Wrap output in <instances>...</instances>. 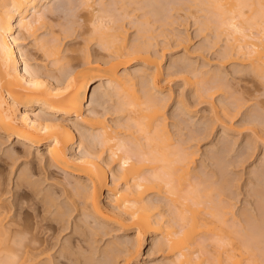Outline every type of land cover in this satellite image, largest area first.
Instances as JSON below:
<instances>
[{
	"label": "bare ground",
	"instance_id": "6f19581e",
	"mask_svg": "<svg viewBox=\"0 0 264 264\" xmlns=\"http://www.w3.org/2000/svg\"><path fill=\"white\" fill-rule=\"evenodd\" d=\"M60 1L64 0H0V143L17 139L15 148L0 158V166L9 160L13 172L18 161H30L33 150H37L34 157L40 164L38 170L64 171V180L58 184L68 194V206L65 201L64 205L55 201L49 189L39 191L41 183L33 180L35 167L22 169L14 185L16 190L27 192L28 189L41 200L43 210L51 213L50 218L60 224L73 209L86 216L85 219L95 220L91 221L97 226L90 228L94 235L101 229L106 231L111 224L125 230L134 227L137 242L126 236L123 242L114 238L115 241L105 243L102 248H94L96 241L92 240L95 241L91 242L92 249L87 246L91 240L86 237L82 240L88 242L87 249L81 238L73 243L69 239L68 244L56 249L57 243L41 240L39 233L36 235L21 222L17 212H12L18 203L3 201L7 191L0 176V264H92L99 257L103 258L99 264H118L122 255L126 259L121 263L131 264L148 233L159 250L171 252L169 264H264V186L258 183L260 186L254 191L261 198L256 205L237 214L221 197L226 192L224 189H228L225 173L224 180H219L221 176L212 179L205 172L204 175L192 170L196 153L174 140L167 126L163 98L156 95L162 92L159 79L162 64L150 51L155 36L148 35L147 41L139 36L130 44L121 24L125 19H136L137 15L128 9L129 4L148 6L153 17H158L163 1L167 0H161L163 3L160 0H65L75 14L83 11L82 27L88 34V42L94 41L107 52L96 60L86 54L81 71L77 70L73 57L68 59L61 54V39L55 38L53 42L39 39L40 29L49 28L45 20L47 11L52 12L49 6ZM175 5L195 10L194 21L200 24L201 32L212 28L217 39L225 38L224 58L248 61L251 70L264 78V0H180ZM136 20L142 26L149 25L140 16ZM76 30L75 25H70L64 39L72 37ZM143 30V38L153 32L150 27ZM23 31L34 38L46 58H52L60 73L64 67L74 73L63 80L59 75L51 77L46 65L39 64L33 70L29 51L23 52L20 47ZM133 58L141 59L146 65L152 63L155 69L151 73L143 66L129 70ZM120 66L124 68L122 72ZM207 74H198L201 83L208 80ZM97 82L100 83L93 89L92 104L97 102L99 91L102 101L114 102L113 114H117L118 120L115 125L108 123L106 113L96 110L84 113L89 90ZM216 88L225 87L218 84ZM103 103L97 104L103 106ZM76 131L80 133L79 147L90 138L100 144V149L92 148L82 154L74 152ZM42 145L45 147L40 149ZM106 149L108 165L103 163ZM112 163L118 166L116 171L109 168ZM52 171L50 175H55ZM109 173L113 178L110 187ZM105 189L113 197L108 207L102 202ZM164 207L168 210H162ZM96 254L98 258L94 257Z\"/></svg>",
	"mask_w": 264,
	"mask_h": 264
},
{
	"label": "rangeland",
	"instance_id": "374dc122",
	"mask_svg": "<svg viewBox=\"0 0 264 264\" xmlns=\"http://www.w3.org/2000/svg\"><path fill=\"white\" fill-rule=\"evenodd\" d=\"M162 1L161 3L165 2V4L169 1L171 3L169 2L170 4L167 5L162 4L164 7L161 5V7H163L161 10L162 14L160 13L158 17H153L150 7L148 6V8H143V4H140L142 7H140L139 4L137 6H131V4H129L128 9L132 11L133 15L140 16V20H148L149 25L142 26L138 22V26L136 22V19H138L137 16L136 19L133 17L135 21L132 18L125 19L121 24L122 26L124 25L123 29L127 31V39L130 44L133 43L134 40H137L139 36L141 37L139 39L145 41L148 40V35L155 36V38L151 40L154 46L151 47L150 51H152L151 53L156 56V58L158 57V59L161 60L162 64V74L159 77L162 92H157L156 95H159V99L163 98V103H161L165 105L164 112L167 117V126L171 135L175 138L174 140H179L177 141L179 145L189 148V150L196 153L195 162L192 167L193 171L195 169V171L202 174L205 172L206 176L209 177L211 175V177H213L212 179H218L221 176L222 178L220 177L219 180H224L227 176L226 178H228V180H226L229 181H226L228 189H224L227 193L224 192V195L222 194L223 196L221 197L227 201H224V204L227 203L226 205H229L230 208L232 207V210L239 214V211L244 208L249 209L251 206L253 208L256 205L257 200L261 198L256 196L254 191L261 184L264 186V78L256 75V73L251 70L252 68L248 61L234 62L224 58L225 38L220 37L217 39V37H215V29L212 28L201 32L200 24L198 25L194 21L193 15L196 14L195 10H189L186 5H175V3L177 4L180 0ZM64 3L65 0L60 1L56 5L54 2H52V4L50 3L52 7L51 5L49 7L52 9L53 13L51 10L49 12L47 11L45 19L49 28L40 29L39 39L48 38L50 42H53L55 38L61 39V54L63 56H68V59L73 57L74 63L79 67L77 70H80L82 69L80 65L83 63V57L86 54H88L91 59L96 60L98 57L107 54V52L102 50L98 44H94V41L91 43L88 42V34L85 33V27H82L85 23L81 16L83 11L80 10L81 13L78 11V13L75 14L70 9L71 7ZM53 5H55V7ZM144 5L146 4L144 3ZM133 6L135 7L133 8ZM138 6L143 9L139 10L140 8ZM53 8L57 9L56 12L53 11L55 10ZM135 8H138V10ZM80 17L82 19H80ZM70 25H75L77 30L72 37L64 39L66 28L70 27ZM147 27L152 28L153 32L146 34L145 38H143V28L145 29ZM18 32L19 30L15 34H18ZM20 35V47L23 52L29 51L31 55L29 62L33 70L37 69L40 65H46L51 77H57V75H59L63 80H66L69 74L71 75V73H74L73 70L71 71L68 67H64L62 73H60L58 71L59 67L54 64L52 58H46L47 56L44 51L39 49L32 36L25 31ZM98 64L102 68L105 67L100 63ZM138 67L146 69L148 73H151L155 69L154 64L151 63L146 65L138 58H133L129 61V70ZM119 70L122 72L124 70L123 66H120ZM65 71L66 73H64ZM200 72L204 74L208 73V80L203 81V83H201L202 81H200L198 77ZM103 82H106V80ZM99 83L100 82L95 83L89 90L84 105V113L90 114L92 110H96L100 114L106 113L105 116L108 117V123L115 125L118 120L117 114H113L116 106L114 102L108 101L105 103V101H102L103 98H101V95L99 96V93L101 94L99 91L97 96L98 99H96L97 102L92 104L93 89ZM218 84L219 86L223 85L226 89L223 88L222 90H218L216 88ZM98 101L99 103L104 102V105L99 106L97 104ZM113 104L115 106H113ZM54 114V112H49V115ZM80 130L82 129L80 128ZM76 135L77 143L74 146V152L82 154L88 152L92 148L95 150L100 149V144L90 141V138L87 139L82 147H79L80 133L76 131ZM16 141L17 139L0 143V158H5V152L15 148L17 144ZM44 147L45 146L42 145L40 149ZM105 151L106 157L103 160L104 162L102 161L103 163L106 162L109 155L107 149ZM33 152L36 156L38 151L33 150ZM34 155L28 162L18 161L13 168V172L11 171L12 167H10L11 162L9 160H6L5 163L1 162L0 176L4 181V190L7 192L10 190V192H5L6 194L2 196L3 201L5 202L6 199V201L10 203H18L15 205L16 207L13 206L12 212L18 213L17 215L26 227L28 226L29 229L31 228L30 230L35 231V234L39 233L38 237H40L41 240L48 239L52 244L57 243L56 249L59 248L60 245L68 244L67 242L69 239L73 243V241L75 242L76 240L80 242L79 239L81 238L82 242L86 237L89 238V241L91 240L89 242L90 246L88 242L84 241L81 243L83 247L85 245L86 249L87 246L92 249L94 246V248H102L101 246H105V243H110L114 238L119 242L120 240L123 242L126 236L130 238V241L134 243L137 242L136 236H134V227H129L125 230L115 224L108 226L105 224L104 226L108 227H106L107 230L104 231L101 229L97 232L95 231L96 233L94 235L90 228H95L97 226V224H95L96 222H94L95 220L87 218L86 220L84 218L86 216L79 215V213L73 209H71L72 212L70 216H66L68 219L60 224L61 222L59 223L50 218L52 216L51 213L43 210L44 208H42L41 200L29 192L28 189L27 192L22 189L19 191L16 190L14 185L22 169H29L32 167L31 169L34 170L35 167V176H33V180H37L39 184L41 183L39 186L37 182L40 188L39 191L45 192L49 189L50 191H48L52 195L54 193L53 197L58 203L60 202L63 204L65 201V204L69 202L68 194L64 191L63 185L61 187V184H58V182L60 183V181L64 180V171L51 170L55 175H50L51 171L44 173L38 170L40 164ZM105 165H108V163H105ZM114 165L115 164L112 163L109 165V168L116 171L118 166ZM218 173H220V175ZM34 174L32 171V175ZM214 176H216V178ZM46 178L50 179L46 180ZM108 183L109 187L113 186L112 173H109ZM119 187H121V185ZM231 191L234 195H232L233 193ZM43 192H41V195ZM109 195V190L105 189L102 201L105 207L109 206L113 198ZM256 197L259 199H256ZM161 199L164 200L162 197ZM66 204L68 206L69 203ZM17 206L23 207L17 208ZM54 208L55 207H53L52 210H55ZM66 210H68V208ZM162 210H168V207H164ZM81 219H83V221ZM89 220L94 221L90 222ZM83 222L88 223L85 224ZM90 225L92 226L90 227ZM61 228L63 231L60 230ZM103 233L105 235H103ZM81 235H83V237ZM161 236L162 235L159 234L158 237L160 238ZM152 237L150 233L146 235L145 239L141 237L143 240L141 251L137 255V258L131 261V264L170 263L172 259L171 252L167 249L159 250L156 245L151 242ZM92 240L96 241H94V246H91V244L94 243ZM86 249L84 250L86 251ZM94 257L98 258L99 254H96ZM101 259L103 260L102 257L98 258L99 261L93 259L94 262L91 263L99 264L102 262ZM125 259L124 255L119 256L117 260V262L119 261L118 264L121 262L123 263Z\"/></svg>",
	"mask_w": 264,
	"mask_h": 264
}]
</instances>
